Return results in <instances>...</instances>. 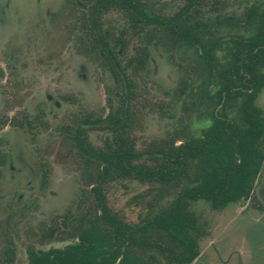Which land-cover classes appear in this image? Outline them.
<instances>
[{
    "label": "trees",
    "instance_id": "obj_1",
    "mask_svg": "<svg viewBox=\"0 0 264 264\" xmlns=\"http://www.w3.org/2000/svg\"><path fill=\"white\" fill-rule=\"evenodd\" d=\"M75 4L73 40L84 54L103 60L115 84L103 114L84 110L68 129L84 187L78 211L65 224L78 240L38 252L29 248L30 264H191L205 234L192 204L202 200L219 210L256 198L264 164V114L257 104L264 89V0H250L240 17L224 11L225 0ZM111 11L124 20L118 32L104 27ZM154 45L186 55L182 107L209 123L199 135L175 132L138 149L133 123L146 94L136 77L147 70ZM41 121L39 114L24 112L12 123L32 131ZM93 129L105 133L101 145L90 140ZM42 169L46 182L49 170ZM126 182L147 185L129 200L142 211L138 221L108 199L110 185Z\"/></svg>",
    "mask_w": 264,
    "mask_h": 264
},
{
    "label": "rangeland",
    "instance_id": "obj_2",
    "mask_svg": "<svg viewBox=\"0 0 264 264\" xmlns=\"http://www.w3.org/2000/svg\"><path fill=\"white\" fill-rule=\"evenodd\" d=\"M75 2L0 0V264H27L29 247H63L73 240L66 217L78 211L84 186L68 129L84 110L103 114L115 84L103 60L84 54L73 40ZM249 2L225 0L224 11L240 17ZM123 25L115 11L104 16L106 29L118 32ZM189 65L183 52L151 49L147 70L136 77L146 94L133 123L138 149L175 132L197 135L206 124L182 107L178 91ZM257 104L264 112V89ZM24 112L42 118L32 131L12 123ZM89 138L101 145L105 133L93 129ZM43 167L49 170L46 182ZM125 185L109 186L110 205L138 221L142 211L129 200L147 185ZM253 191L255 199L219 210L202 200L192 204L205 232L201 256L192 264H264V164Z\"/></svg>",
    "mask_w": 264,
    "mask_h": 264
},
{
    "label": "flooded vegetation",
    "instance_id": "obj_3",
    "mask_svg": "<svg viewBox=\"0 0 264 264\" xmlns=\"http://www.w3.org/2000/svg\"><path fill=\"white\" fill-rule=\"evenodd\" d=\"M260 96V95H259ZM264 113V112H263ZM200 117H201V119H200V122H204V123H206L205 125H203V126H200V128L202 129V128H204V127H206L207 125H208V123H209V120L208 119H206V116L205 115H200ZM201 129H200V132H201ZM200 134V133H199ZM199 134H197V135H199ZM251 199L249 198V199H241L240 201H238V202H233V203H229V204H237V203H240V202H243V201H250ZM228 204V205H229ZM228 205H226V206H228ZM225 206V207H226ZM225 207H223V208H225ZM71 239H73L70 243H72L73 241H77L78 239L76 238V237H73V236H71ZM70 243H68L67 245H69ZM67 245H65V246H67ZM64 247V246H63ZM29 248H33L35 251H39V250H48V249H50V248H48V249H43V248H34V247H29ZM29 248H28V250H29ZM51 248H62V247H51ZM28 250H27V264H30V260H29V252H28ZM201 256V250H200V254L192 261V263L193 262H195V261H197L198 259H199V257ZM191 263V264H192Z\"/></svg>",
    "mask_w": 264,
    "mask_h": 264
}]
</instances>
